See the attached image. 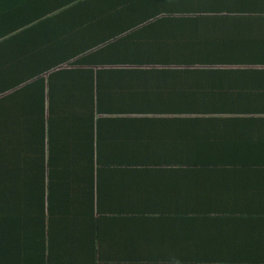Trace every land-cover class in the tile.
<instances>
[{"label":"crops","instance_id":"crops-1","mask_svg":"<svg viewBox=\"0 0 264 264\" xmlns=\"http://www.w3.org/2000/svg\"><path fill=\"white\" fill-rule=\"evenodd\" d=\"M122 2L137 5L136 12L123 8ZM213 3L222 5L203 11L189 6ZM172 4L180 5L182 12L151 13L150 5ZM263 4L264 0H0L1 34L20 39L22 15H43L39 21L44 26L37 27H45L48 34L29 46L14 45L6 60L5 47H0L1 69L19 84L27 83L22 92L0 97L1 227L6 248L16 243L5 250L2 263L177 264L181 254L175 235L178 239L189 230L181 228L182 185L191 186L199 177L194 170L182 173V144L203 146L206 140L224 152L225 168L203 170L205 178L195 186L217 189L215 197L228 198V210L241 200L238 230L249 239L241 228H253L264 244V106H243L247 113L225 114L214 128H190L196 117L176 103L208 92L206 72L201 79L193 74L187 81V72L180 79L186 68L117 61L119 54L135 52L133 45L113 43L121 38H115L114 31L124 29L118 18L111 19L110 27L102 23L103 15H264L262 10L251 12ZM10 25L17 27L10 31L15 34L7 32ZM106 36L111 45L107 60L98 57L103 62L89 58V64L50 70L40 61L42 53L51 52L48 48L63 59L81 60ZM16 52L19 60L23 57L37 66L10 61ZM218 69L241 71L235 75L240 88H222L227 100L264 97V67ZM247 82L254 83L252 89ZM42 194L45 212L34 224L40 243L36 246L29 241L33 235L10 230V214L24 207L25 199L34 202L33 197ZM209 238L202 239L212 245Z\"/></svg>","mask_w":264,"mask_h":264},{"label":"trees","instance_id":"trees-1","mask_svg":"<svg viewBox=\"0 0 264 264\" xmlns=\"http://www.w3.org/2000/svg\"><path fill=\"white\" fill-rule=\"evenodd\" d=\"M123 8L131 13L136 12V6L131 3H120ZM222 4L210 5H189L192 10H212ZM153 7L151 13H171L182 12L180 5H150ZM187 7V9L189 8ZM258 7V8H257ZM257 8V9H256ZM181 9V10H178ZM43 7L41 8V11ZM262 10L264 13V4L256 6L251 12ZM247 12V9L245 10ZM25 17V27H21L20 39H9L7 35L0 33V47H5V60L8 58L9 51H14V45L29 46L32 42H36L44 35H48L45 31L44 22L39 21L43 15H22ZM102 23L106 26L111 24V19L118 18L117 24L123 26L124 29L115 30V38L121 36L113 43L119 41L125 44L131 43L135 52L124 53L118 55L117 61H132L137 63H167L178 67L186 68L180 71V79L182 74L187 72V81L193 78V74L202 78V72L208 75L206 89L207 93L199 96V99L182 101L176 103L181 110L186 111L189 115L196 117L194 124L190 128L198 127H216L220 124L218 118L224 117L225 114L237 116L247 113V107L252 104L261 108L264 106V97L248 99L242 101L227 100L226 95L222 92L224 89H238L242 85H238L236 74L239 70H219L220 67H264V15H103ZM227 16H235L236 21H230ZM94 19H99L94 16ZM121 19V20H120ZM157 19V20H156ZM27 20V21H26ZM101 20V19H100ZM98 21V20H97ZM116 21V20H114ZM120 21H125L122 23ZM163 23L165 26H163ZM41 24L43 26H38ZM170 24V25H169ZM236 24L237 27L229 26ZM128 26V27H127ZM110 27V26H108ZM1 29V25H0ZM17 27L10 25L9 34H15ZM127 30L125 32H122ZM129 30V31H128ZM135 30V31H134ZM10 31H15L11 33ZM133 31V32H132ZM122 32V33H121ZM132 32L127 37L124 34ZM156 33V35H155ZM158 34V35H157ZM37 36V38H36ZM124 37V38H123ZM107 36L97 41L91 50V55H86L83 59H76L72 56L67 59L58 54L54 49H47L42 53L40 61L42 64L49 65L50 70L59 68L65 64H89V58L95 59L97 62H103L98 59L105 58L106 50L111 44L106 40ZM44 39V38H42ZM128 46V45H127ZM129 47V46H128ZM18 49V48H17ZM15 49V50H17ZM26 51V49L23 48ZM7 53V54H6ZM16 54V55H15ZM116 55V54H114ZM16 56V57H14ZM16 60L21 62L23 67L30 65L37 66V62L31 64L25 61V58L19 60L17 52L10 56V61ZM3 63L0 56V97L12 93L22 92L26 82L19 84L14 78L5 73L1 69ZM197 67H212L217 70L213 72L208 69H192ZM188 69V70H187ZM204 70V71H200ZM252 71V70H251ZM260 71V70H259ZM51 72V71H48ZM47 72V73H48ZM211 73L215 79L209 76ZM46 74V73H45ZM248 88L252 89L254 83H245ZM264 89V86L261 87ZM250 96L252 94H249ZM249 97V96H248ZM182 138V143L186 142ZM209 140L202 145L182 144L180 168L182 173L191 170L197 172L199 177H194L191 186L182 185L180 203H181V228L189 227L187 233H182L176 238L174 243L179 247L181 261L177 264H264V244L262 240L256 239L253 234V228H241V230L250 234L249 239H243V235L238 230L239 217H241V208L239 205L241 200L236 201L235 208H228V198L215 197L218 193L217 189L211 186L205 187L196 185L203 176V170L206 169H223L225 168V160L221 156L224 154L220 148L208 146ZM215 163L216 165H212ZM175 164H177L175 162ZM264 169V158H263ZM261 168V167H259ZM34 202L25 199V206L17 212L10 214L12 220L11 231H20L24 233L30 242L36 246L40 243L34 236V224L37 223L38 217H44L45 198L43 194L37 199L33 197ZM190 204H193L190 205ZM241 206V207H240ZM190 207L193 208L192 212ZM235 211L231 213L233 210ZM17 216L15 217V215ZM3 216L0 207V264L5 261V250L15 246L16 243L9 246L3 240L1 217ZM40 219V218H39ZM33 227V228H31ZM209 236V242L202 239ZM241 237V238H237ZM241 239V240H239ZM41 242V240L39 239ZM260 244H258V243ZM42 243V242H41ZM24 244H27L26 242ZM262 244V245H261ZM3 253L4 258H2ZM45 258L42 251L41 259ZM41 262V260L39 261ZM44 262V261H43Z\"/></svg>","mask_w":264,"mask_h":264}]
</instances>
